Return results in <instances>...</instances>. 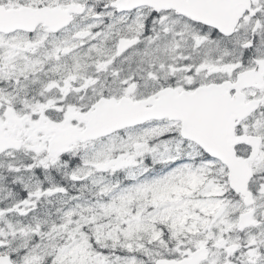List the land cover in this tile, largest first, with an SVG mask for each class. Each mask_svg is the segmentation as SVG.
<instances>
[{
	"label": "snow or ice",
	"instance_id": "obj_1",
	"mask_svg": "<svg viewBox=\"0 0 264 264\" xmlns=\"http://www.w3.org/2000/svg\"><path fill=\"white\" fill-rule=\"evenodd\" d=\"M0 264H264V0H0Z\"/></svg>",
	"mask_w": 264,
	"mask_h": 264
}]
</instances>
